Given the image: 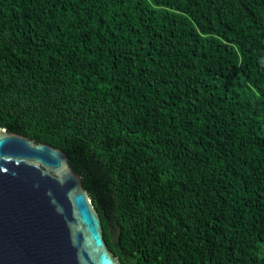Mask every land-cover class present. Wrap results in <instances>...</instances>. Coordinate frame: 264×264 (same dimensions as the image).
<instances>
[{
    "label": "trees",
    "instance_id": "obj_1",
    "mask_svg": "<svg viewBox=\"0 0 264 264\" xmlns=\"http://www.w3.org/2000/svg\"><path fill=\"white\" fill-rule=\"evenodd\" d=\"M0 128L120 264H264V0H0Z\"/></svg>",
    "mask_w": 264,
    "mask_h": 264
},
{
    "label": "water",
    "instance_id": "obj_2",
    "mask_svg": "<svg viewBox=\"0 0 264 264\" xmlns=\"http://www.w3.org/2000/svg\"><path fill=\"white\" fill-rule=\"evenodd\" d=\"M0 264H120L58 148L0 128Z\"/></svg>",
    "mask_w": 264,
    "mask_h": 264
}]
</instances>
